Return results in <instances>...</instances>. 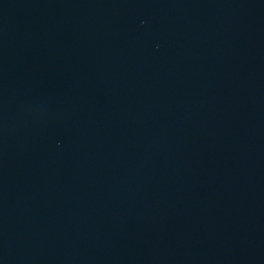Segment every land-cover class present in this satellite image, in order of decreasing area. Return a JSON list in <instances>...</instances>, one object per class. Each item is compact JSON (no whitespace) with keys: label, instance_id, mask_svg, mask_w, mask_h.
Listing matches in <instances>:
<instances>
[{"label":"water","instance_id":"95a60500","mask_svg":"<svg viewBox=\"0 0 264 264\" xmlns=\"http://www.w3.org/2000/svg\"><path fill=\"white\" fill-rule=\"evenodd\" d=\"M0 264H264V0H0Z\"/></svg>","mask_w":264,"mask_h":264}]
</instances>
